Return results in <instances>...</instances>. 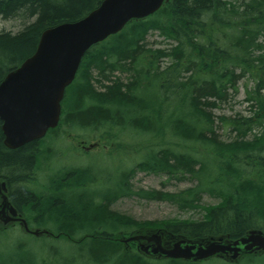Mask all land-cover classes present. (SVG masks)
I'll return each instance as SVG.
<instances>
[{
  "label": "trees",
  "instance_id": "obj_1",
  "mask_svg": "<svg viewBox=\"0 0 264 264\" xmlns=\"http://www.w3.org/2000/svg\"><path fill=\"white\" fill-rule=\"evenodd\" d=\"M102 1L0 0L4 19L26 22L18 32L0 31V82L34 54L45 29L80 20ZM153 30L170 46L147 47ZM244 78L252 82L246 86L251 111L220 116L236 132L233 141L225 142L216 131L213 109L236 95ZM62 107L57 128L14 149L4 144L0 120V180L30 223L76 245L74 258L63 264H200L149 261L118 239L133 229L160 230L175 240H234L251 229L264 232V0H168L155 14L131 20L90 48ZM62 128L120 141L125 154L140 156L113 172L94 162L62 167L37 190L33 184L39 181L42 158L56 156L47 140ZM139 171L170 179L190 175L197 184L176 192L134 190L131 180ZM206 192L220 201L204 205ZM131 195L197 209L202 217L138 222L112 208ZM71 196L75 207L67 209ZM15 248L11 255H0V264H53L48 254L36 259L23 244Z\"/></svg>",
  "mask_w": 264,
  "mask_h": 264
},
{
  "label": "water",
  "instance_id": "obj_2",
  "mask_svg": "<svg viewBox=\"0 0 264 264\" xmlns=\"http://www.w3.org/2000/svg\"><path fill=\"white\" fill-rule=\"evenodd\" d=\"M166 1L103 0L82 19L45 29L34 54L8 72L0 82V120L4 144L12 149L18 148L43 138L49 129L57 127L66 89L74 81L89 49L122 31L132 19L155 13ZM0 187L7 190L5 182H0ZM17 215L16 208L4 196L0 203V220L5 224L19 220L26 231L35 235L48 232L32 231L28 223ZM138 239L154 240L155 245L151 250L145 249L153 255L194 261L214 255H226L235 260L243 253L264 250V232L259 229H251L234 240L219 237L200 243L182 239L171 248L162 246L159 232L150 236H130L124 242Z\"/></svg>",
  "mask_w": 264,
  "mask_h": 264
},
{
  "label": "rangeland",
  "instance_id": "obj_3",
  "mask_svg": "<svg viewBox=\"0 0 264 264\" xmlns=\"http://www.w3.org/2000/svg\"><path fill=\"white\" fill-rule=\"evenodd\" d=\"M228 2L239 4L247 0H226ZM26 22L22 19H4L0 15V31H11L18 32L21 30ZM170 42L166 41L163 36L160 35L159 31L153 30L147 37V47L149 48H166L169 47ZM121 76L124 81L127 80L126 74L116 73ZM97 88L103 90L97 82L94 83ZM252 85V82L246 78L242 79L239 83V91L236 95L231 96L230 99L219 104L218 107L213 109V113L216 119V131L219 138L225 142L233 141L236 137V132L230 127L224 125L219 119L220 116H237L250 114V105L246 100V86ZM67 126H65L66 129ZM64 128L58 131L56 138L48 139V146L54 148L55 157L50 160L42 158L39 164L40 168L37 169L36 175L39 178L38 183L33 184V187L37 190L41 189V185L47 182V177L54 171L62 167H71L84 165L89 162H94L95 165L101 168H105L107 172H113L116 168H119L120 164L123 163L133 165L139 158L140 153H134L133 151L125 154L120 147V141L109 140L108 138H95L94 135L89 136L84 131L71 129L70 133H67ZM56 133V132H55ZM54 133V134H55ZM77 135H82L80 138ZM58 137V138H57ZM253 137L252 134L248 135V139ZM128 141L134 142L131 139ZM117 142V143H116ZM96 143L90 149L91 144ZM85 146V147H84ZM134 190L139 189H161L169 192L180 191L197 184V179L188 175L185 178H169L166 174L148 173L144 171L137 172L131 180ZM69 205L66 204L67 209H74L72 206L75 202V197L71 196ZM220 201V197L211 193H203L202 201L204 205H216ZM73 207V208H72ZM112 208L121 213L125 214L138 222L166 220V219H197L202 217L200 210H181L179 207L171 202L164 200H149L141 198L137 195L125 196L117 199L113 204ZM51 227L55 226L52 222ZM37 226L43 227L34 223L32 228ZM54 229V228H53ZM131 231V230H130ZM150 229H133L131 233H148ZM56 233V232H55ZM165 235V234H164ZM0 238V255H11L16 251V246L20 243L25 247V251L31 258H40L47 255L51 258L53 264L67 263L68 260L74 258L77 247L75 244L66 241L64 236L60 238L50 237H35L22 230L18 225L7 227L5 232L1 233ZM167 242L175 241L172 237H166ZM132 250L136 251L135 243L129 246ZM250 255V254H249ZM249 255H244L235 260L222 257H212L199 262L200 264H264V251L255 252L254 257L258 255L257 260L251 259ZM74 262L75 264L77 263ZM48 262V260H47ZM71 264V263H69ZM163 264H168L164 262Z\"/></svg>",
  "mask_w": 264,
  "mask_h": 264
},
{
  "label": "flooded vegetation",
  "instance_id": "obj_4",
  "mask_svg": "<svg viewBox=\"0 0 264 264\" xmlns=\"http://www.w3.org/2000/svg\"><path fill=\"white\" fill-rule=\"evenodd\" d=\"M4 196H6L7 199H10L9 201H11L13 203L12 198H11V194H9V189L7 190V192H5L3 190H0V203L3 201ZM14 205L16 206V204H14ZM19 213H21L20 210H19ZM16 223H19V222L16 221V222H14L12 224L14 225ZM41 228L43 230H49V233L50 234H47V236H49V237H56V236H58V235H55L54 232L51 231L47 227H41ZM144 234L145 233H142V235H144ZM146 234H148V236H149L150 235V232H148ZM44 235H46V234H44ZM129 235H131V236H134V235L139 236L140 233L139 234L138 233L137 234H129ZM129 235L124 234V235H122V237L124 236L123 238L122 237H119L118 239L123 242V240L126 237H128ZM160 236H161V244H162V246L164 248H171L173 246V244L176 242V241L167 242L164 233H162ZM211 240H212V238H211ZM187 241H193V240H187ZM196 242L205 243V242H203V240H196ZM132 243H135V249H136L135 252L139 253L140 255L145 256V258L148 259L151 262H156V261H160V260L161 261H165V260H184V261L189 262V263H199V262H201V261H194V260H187V259H172V258H167V257H165L163 255L162 256L161 255H153L151 253L146 252L145 249L151 250V248L153 247V245H155L154 240L153 241H148L146 239H138V240H134L133 242H130L129 244L128 243H124V244L127 247V246L132 245ZM217 257L227 258L226 256L224 257L222 255H219Z\"/></svg>",
  "mask_w": 264,
  "mask_h": 264
}]
</instances>
